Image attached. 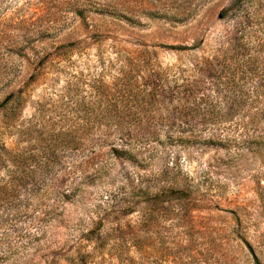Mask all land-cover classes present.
I'll return each mask as SVG.
<instances>
[{"label":"rangeland","instance_id":"1","mask_svg":"<svg viewBox=\"0 0 264 264\" xmlns=\"http://www.w3.org/2000/svg\"><path fill=\"white\" fill-rule=\"evenodd\" d=\"M95 228L87 264H264V0H0V264Z\"/></svg>","mask_w":264,"mask_h":264},{"label":"trees","instance_id":"2","mask_svg":"<svg viewBox=\"0 0 264 264\" xmlns=\"http://www.w3.org/2000/svg\"><path fill=\"white\" fill-rule=\"evenodd\" d=\"M182 48V47H179ZM128 149H124L122 150V152H127ZM126 158H131L128 155H123ZM183 197H189L191 189H180L178 190ZM103 233L101 228H95V229H91L90 231H88V233L85 235V238L88 242H91L92 245L89 243V245H85L84 246V251H80L82 258L84 259V261H88V258H92L95 254H99V253H105V250L107 249V243L105 242V237H103ZM92 247V249H89L88 247ZM87 264V262H86ZM257 264H260L259 261H257Z\"/></svg>","mask_w":264,"mask_h":264}]
</instances>
